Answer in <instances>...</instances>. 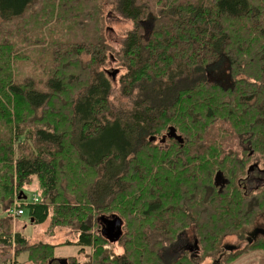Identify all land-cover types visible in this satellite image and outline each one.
I'll use <instances>...</instances> for the list:
<instances>
[{
	"label": "trees",
	"instance_id": "trees-1",
	"mask_svg": "<svg viewBox=\"0 0 264 264\" xmlns=\"http://www.w3.org/2000/svg\"><path fill=\"white\" fill-rule=\"evenodd\" d=\"M36 1L0 0V129L5 131L0 133V211L13 201L15 188L36 175L43 193L21 198L19 207L32 222H45L55 205L50 193L71 174V181L84 189L79 197L85 205L61 195L54 212L80 221L75 242L80 251L109 242L102 228L92 232L99 213L97 220L116 216L122 232L117 242L124 239L134 247L133 254L129 249L112 260L103 256L106 264H189L186 253L174 261L161 255L166 248L176 250L178 237L189 228L197 242L218 251L212 264L242 257L236 254L238 246L229 250L223 244L237 231L245 237L246 252L264 251V239L246 238L247 225L264 216V186L247 190L239 168H227L234 166L233 151L206 140L210 122L222 118L242 149L240 172H249L255 156L264 159V0H110L117 14L132 21L122 50L127 72L120 79V94L127 101L119 105L111 98L114 87L107 70L100 67L107 51L100 23L92 43L75 48L73 62L71 52L56 51L55 63L67 59L66 66L41 87L33 77L18 79L20 73L10 64L9 27ZM71 9L75 13L77 7ZM97 19L101 22V14ZM80 21L72 23L83 31ZM82 54L89 56L86 62ZM81 78L83 87L73 93ZM24 122L40 124L30 135L41 147L14 160L12 145ZM170 127L182 143L167 137L161 142ZM180 127L184 136L177 132ZM168 139L173 145L163 147ZM218 174L225 176L223 181L219 176L220 187L214 183ZM112 211L127 215V240L123 217L103 213ZM58 220L52 215L53 224L66 225ZM7 235L0 233V244L10 241ZM14 237L24 243L19 233ZM41 247L49 254L54 249ZM102 253L99 248L95 256ZM75 257H69L70 264H80ZM190 264H196L194 259Z\"/></svg>",
	"mask_w": 264,
	"mask_h": 264
},
{
	"label": "rangeland",
	"instance_id": "rangeland-1",
	"mask_svg": "<svg viewBox=\"0 0 264 264\" xmlns=\"http://www.w3.org/2000/svg\"><path fill=\"white\" fill-rule=\"evenodd\" d=\"M101 1L102 0H37L36 3L26 11L25 15L17 24L9 27L13 32L12 35L8 37V44L10 45V64L13 63L20 73V78L18 79H23L28 76L33 77L36 83L41 87V85L45 83L46 77L53 74L57 75L59 69L64 70L62 67L66 66L64 64L67 62V59H63L62 65L55 63V58L53 56L57 53L56 51L60 50L61 53L71 52L70 61L73 62L75 48L77 46L86 48L90 45L93 41V31H97V23H100L99 32L102 34L100 35L101 43L107 49L105 53V63L100 67L107 70V77L113 83L114 91L111 98L114 100V103L118 105L119 102L125 104L127 99L120 94V79L122 75L127 72L122 50L126 36L132 28V21L117 14L110 0L105 3ZM102 3L103 5L101 8ZM72 6L75 8L77 7L75 13H78V15L72 13ZM100 14L101 22L97 19ZM80 19H82L80 22L83 31L78 30L80 26L79 23L77 25L72 23ZM88 30L92 31L87 33ZM7 52L8 48L2 51V53L5 54ZM80 57L83 62L89 59L87 54H82ZM113 70H117L114 80L111 75L108 74ZM80 80V85H74L73 93L83 87L85 81L83 78ZM72 82L74 83V81ZM22 124V133H20L19 137L15 139L12 145L15 152L13 156L14 160L34 154L39 150L38 148L41 147V145H36L34 143L33 136L30 135L31 131L34 130L36 126H40V124L37 122H24ZM189 127L195 128L191 125H189ZM165 128L166 127L161 128L160 131L156 133L157 137H160L164 133ZM207 128L211 129L207 132L210 136H206V140L207 138H213L221 143V148L226 153L233 151L235 155L233 158L237 160L235 161L232 158L235 167L233 166L230 168L227 166V168L232 172H235V168H239L237 172L241 175L240 177L244 178L245 176V179H247V190L257 185H262L260 182H257L256 177L260 176V173L264 169V159L255 156L249 161L250 165L254 159L250 169L248 168L249 172H251V170L253 172L250 175L249 172L247 174H245V171L240 172V166L237 162L238 158L243 157L242 149L237 143L236 136L230 124L224 119L219 118L216 121L210 122ZM220 130L222 131L218 133ZM2 132H5L4 128L0 129V133ZM177 132L184 136L181 127L177 129ZM203 143H206V141ZM155 144L160 146L158 142H155ZM172 145L173 143L168 139L163 147L170 148ZM254 165H256L255 169H253ZM256 171L257 173L254 175ZM69 176H71V174L67 175L65 178H61L63 183L58 185L62 191L65 190L64 192H68L69 195L63 192L61 194L58 187L53 193H50L53 197L56 196L55 205L50 206L49 217L41 224L31 222L26 211L18 218H14L9 216V213L5 210L9 206L10 208L18 206L17 202H20L24 194H26L27 199L30 200L34 195H37L39 191L43 193L36 175L30 177L28 183L15 188L13 192V201L9 203L5 209L0 211V233L8 236L7 234L9 232L11 235V237L9 236L10 241L8 243L0 244V264H66L65 260H68L70 264L72 258L69 259V257L71 256H76L74 259L80 264H106L102 260L103 256H108V258L112 260L125 250L129 252V249L133 254L134 247L132 249V247L129 246L130 244L123 241L124 239L114 243L101 242L98 246L94 247L85 246L82 247L80 251V246L75 244L78 239V226L80 221H77L76 218L70 214L60 217L54 212V208H57V210L60 208V204L62 203L60 198L61 195H65L68 202L70 198L71 204L85 205L83 197H79L84 189L77 186V182L71 181V177ZM213 176L214 175H212V180ZM220 176H222L221 181H223L225 176L222 174ZM229 176L233 177L232 174H229ZM220 184L221 182L218 183L217 187H220ZM231 187H233V182ZM88 212L89 210L84 209L85 214ZM103 213H115L123 217L125 222L123 226V238L127 240V215L120 214L118 211ZM99 214L95 215L92 221V232L95 234H98V230L103 228L105 220H112V217H105L100 220L98 218L97 220ZM52 215L53 218H59L58 222L60 224L66 225L53 224ZM262 216L254 217L256 219L255 222L262 221ZM82 218L84 217L82 216ZM250 228L251 224L247 225V229L249 230ZM16 233L21 235L24 239V243L16 242L14 237ZM235 234V236L225 238L223 244H225V247L227 245H232L234 249L238 246L239 251L236 252V254H242V257L239 256L236 260H231L233 257H226L224 264H264V251L259 250L253 254L246 252L247 246L245 237H243L244 235L238 231L235 232ZM177 242L178 248L176 250L166 248L162 251L161 255H163L165 261H174V259L178 258V256L183 253L189 255V261L187 262L189 264L192 259H194V263L196 264H212L213 258H217L218 251H211L207 249L203 243L197 242L191 228L185 230L182 236L178 237ZM43 244H49L54 247L50 254L48 249L43 250L41 247ZM189 247L191 250L188 252ZM99 248L103 250V253L99 257H96L95 254ZM52 254L54 257L50 259ZM31 256L33 257L32 259Z\"/></svg>",
	"mask_w": 264,
	"mask_h": 264
},
{
	"label": "water",
	"instance_id": "water-1",
	"mask_svg": "<svg viewBox=\"0 0 264 264\" xmlns=\"http://www.w3.org/2000/svg\"><path fill=\"white\" fill-rule=\"evenodd\" d=\"M117 73V70H113L112 72H110L109 74L112 76V78L115 77ZM172 138L175 139L176 141H178L179 143H182L183 139L177 135L176 130L173 127H170L165 135V137H163L161 139V142L165 141V138ZM220 174H218L215 178V185H217V181L219 179ZM22 198H26V196L24 195ZM109 224V225H108ZM102 231L104 232V234L106 235V237L108 238V241L111 243L117 242L118 239L121 236V221L116 217V216H112V220H105L104 221V226L102 228ZM260 232H264L263 229H254L252 231L253 235H257ZM255 238V237H254ZM225 249H234V246L232 245H227V247H225Z\"/></svg>",
	"mask_w": 264,
	"mask_h": 264
},
{
	"label": "flooded vegetation",
	"instance_id": "flooded-vegetation-1",
	"mask_svg": "<svg viewBox=\"0 0 264 264\" xmlns=\"http://www.w3.org/2000/svg\"><path fill=\"white\" fill-rule=\"evenodd\" d=\"M257 182H260L263 186H264V169L262 170V172L260 173V176L256 177ZM262 221H257L253 223V226L246 231V238L248 242H252L257 240L258 238H262L264 239V232H260L257 235H253L252 231L254 229H263L264 231V216L262 217ZM255 237V238H254ZM227 247V246H226Z\"/></svg>",
	"mask_w": 264,
	"mask_h": 264
},
{
	"label": "built area",
	"instance_id": "built-area-1",
	"mask_svg": "<svg viewBox=\"0 0 264 264\" xmlns=\"http://www.w3.org/2000/svg\"><path fill=\"white\" fill-rule=\"evenodd\" d=\"M34 200L36 201L37 198L35 197ZM18 205H19V204H18ZM8 213H9V215H11L12 217H18V216H20V215L23 214V210H22V208H20V207L14 206V207H12V208L9 209Z\"/></svg>",
	"mask_w": 264,
	"mask_h": 264
},
{
	"label": "crops",
	"instance_id": "crops-1",
	"mask_svg": "<svg viewBox=\"0 0 264 264\" xmlns=\"http://www.w3.org/2000/svg\"><path fill=\"white\" fill-rule=\"evenodd\" d=\"M65 262H66V260H65Z\"/></svg>",
	"mask_w": 264,
	"mask_h": 264
},
{
	"label": "bare ground",
	"instance_id": "bare-ground-1",
	"mask_svg": "<svg viewBox=\"0 0 264 264\" xmlns=\"http://www.w3.org/2000/svg\"><path fill=\"white\" fill-rule=\"evenodd\" d=\"M256 250V249H255Z\"/></svg>",
	"mask_w": 264,
	"mask_h": 264
}]
</instances>
